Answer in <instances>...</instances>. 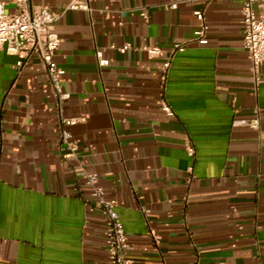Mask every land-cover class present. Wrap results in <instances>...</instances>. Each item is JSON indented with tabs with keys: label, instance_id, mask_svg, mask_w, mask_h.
I'll return each instance as SVG.
<instances>
[{
	"label": "crops",
	"instance_id": "crops-1",
	"mask_svg": "<svg viewBox=\"0 0 264 264\" xmlns=\"http://www.w3.org/2000/svg\"><path fill=\"white\" fill-rule=\"evenodd\" d=\"M67 1L30 4L59 13ZM243 3L90 0V12H63L54 58L70 124L38 55L16 66L0 46V264H108L105 218L83 201L81 169L115 203L134 264H264V65L258 81ZM175 42L184 50L172 54Z\"/></svg>",
	"mask_w": 264,
	"mask_h": 264
},
{
	"label": "built area",
	"instance_id": "built-area-1",
	"mask_svg": "<svg viewBox=\"0 0 264 264\" xmlns=\"http://www.w3.org/2000/svg\"><path fill=\"white\" fill-rule=\"evenodd\" d=\"M258 6V10L255 8ZM6 5H11L14 10H6ZM67 10L91 11L90 0H68L59 13L51 11L46 6L31 8L30 0H0V46L8 53L16 54L20 58L16 66L23 64V59L35 52L40 58L46 72L50 88L54 94L61 124H70L73 121L62 115V102L69 99L70 94L63 90L60 74L61 69L55 61L54 55L60 44V37L56 32L55 21ZM200 21L194 35L200 44L207 43V26L204 23L203 13L195 12ZM242 39L251 64V69L259 81L258 69L264 65V0H244L242 5ZM113 47V46H112ZM130 47L124 44L119 51L124 52ZM142 49L149 57L162 53L160 46H143ZM176 50H184V46L175 42L172 54ZM95 55L99 65L106 64L102 49H96ZM170 57L164 61L163 68L170 66ZM160 107L167 115H173V110L164 97L159 100ZM251 125L256 126L257 120H252ZM60 137L66 148L73 153L77 143L71 138L70 133L62 126ZM186 150L190 156L194 155V147L187 143ZM82 170V178L88 189V195L83 198L86 205L97 207L105 218L104 240L108 264H134L132 257L127 252L131 248L122 220L112 200L106 198L103 187L100 185L96 173Z\"/></svg>",
	"mask_w": 264,
	"mask_h": 264
}]
</instances>
